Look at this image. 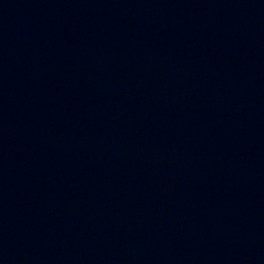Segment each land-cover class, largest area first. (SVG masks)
<instances>
[{"label": "water", "instance_id": "obj_1", "mask_svg": "<svg viewBox=\"0 0 264 264\" xmlns=\"http://www.w3.org/2000/svg\"><path fill=\"white\" fill-rule=\"evenodd\" d=\"M0 264H264V0H0Z\"/></svg>", "mask_w": 264, "mask_h": 264}]
</instances>
